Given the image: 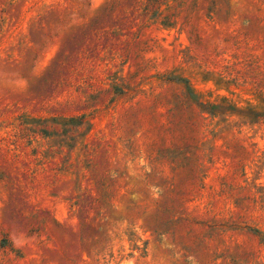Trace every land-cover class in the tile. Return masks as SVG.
Instances as JSON below:
<instances>
[{"label":"rangeland","instance_id":"1","mask_svg":"<svg viewBox=\"0 0 264 264\" xmlns=\"http://www.w3.org/2000/svg\"><path fill=\"white\" fill-rule=\"evenodd\" d=\"M0 264H264V0H0Z\"/></svg>","mask_w":264,"mask_h":264},{"label":"trees","instance_id":"2","mask_svg":"<svg viewBox=\"0 0 264 264\" xmlns=\"http://www.w3.org/2000/svg\"><path fill=\"white\" fill-rule=\"evenodd\" d=\"M176 78H170V81H176ZM179 81V80H177ZM188 92L191 93L190 88H187ZM199 107L202 110H205L206 107L202 104H199ZM20 123L25 128V132L27 133V138L29 139V145L36 143L37 137L40 139H53L55 137H62L60 146L67 144L68 141H74L75 133L82 125V122L78 123L77 118H72L70 120L61 119V118H53L51 120H40V119H31L27 117H20ZM71 127V128H68ZM56 142V141H55ZM51 158H55L54 152H51ZM6 243V242H4Z\"/></svg>","mask_w":264,"mask_h":264}]
</instances>
